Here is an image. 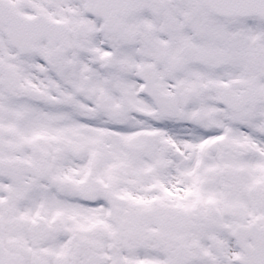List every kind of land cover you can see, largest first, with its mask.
<instances>
[{"label":"snow or ice","instance_id":"snow-or-ice-1","mask_svg":"<svg viewBox=\"0 0 264 264\" xmlns=\"http://www.w3.org/2000/svg\"><path fill=\"white\" fill-rule=\"evenodd\" d=\"M0 264H264V0H0Z\"/></svg>","mask_w":264,"mask_h":264}]
</instances>
